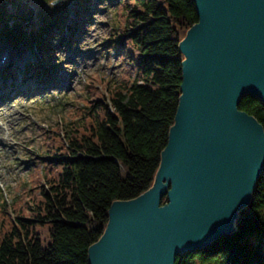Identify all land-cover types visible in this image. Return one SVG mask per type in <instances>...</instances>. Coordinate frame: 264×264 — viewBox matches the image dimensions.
<instances>
[{"label":"trees","instance_id":"1","mask_svg":"<svg viewBox=\"0 0 264 264\" xmlns=\"http://www.w3.org/2000/svg\"><path fill=\"white\" fill-rule=\"evenodd\" d=\"M37 1L43 7L40 18L7 11L21 0H0L5 38L14 44L32 41L44 57L54 54L57 32L69 46H81L80 37L104 4L110 17L98 45L107 64V54L114 53L117 61L111 64L120 70L99 80L106 95L88 83L83 105L73 107L78 118L68 123L62 150L55 153L48 146L38 153L44 174L30 203L14 207L11 216L1 201L0 264H88V249L103 234L110 205L139 196L153 183L180 95L178 45L197 15L192 0ZM69 2L75 5L71 21ZM43 71L36 66L26 73L42 77ZM237 108L264 132V104L258 98L245 95ZM234 223L230 235L177 256L174 264H264V167Z\"/></svg>","mask_w":264,"mask_h":264},{"label":"water","instance_id":"2","mask_svg":"<svg viewBox=\"0 0 264 264\" xmlns=\"http://www.w3.org/2000/svg\"><path fill=\"white\" fill-rule=\"evenodd\" d=\"M192 1L197 22L178 45L180 95L153 183L110 205L88 264H174L230 235L264 167L262 126L237 108L245 95L264 104V0Z\"/></svg>","mask_w":264,"mask_h":264},{"label":"rangeland","instance_id":"3","mask_svg":"<svg viewBox=\"0 0 264 264\" xmlns=\"http://www.w3.org/2000/svg\"><path fill=\"white\" fill-rule=\"evenodd\" d=\"M98 9L88 31L80 37L81 46H69L57 32L55 52L49 56L45 54V57L34 42L22 40L14 44L11 39L4 38L0 30V51L3 49L11 54L14 66L10 69L13 79L4 81L3 71L0 73V81L5 86L0 92L6 91L4 99H0V203H6L11 216L14 207L24 208L31 191L42 181L44 169L42 161H36L40 160L38 153L46 152L48 146H53L55 153L62 150V142L67 140L65 130L68 123L78 118L72 111L73 107L83 105L88 83L93 82L99 96L106 95L99 80L114 77L120 70L114 66L117 61L114 53L107 54V64L104 50L98 45L105 30L104 24L110 17L106 5L101 4ZM74 10L75 5L69 2L68 21L74 18ZM7 11L13 15L17 11L18 14L29 11L40 18L43 7L37 0H21L18 7L10 4ZM63 31L67 34V26L63 27ZM15 55H20L24 63L30 64L29 71L36 66H45L43 76L39 78L40 74L36 79L33 72L21 74L19 69L25 68L27 64L18 65ZM2 57L0 55V64L4 68L9 67V63H3ZM25 57H28L26 61ZM21 75L22 79L30 78L26 87L33 83L38 85V82L47 86L33 93H10L13 83L22 81ZM95 79L97 81H92ZM17 199H21V203L18 204ZM41 233L45 244V233Z\"/></svg>","mask_w":264,"mask_h":264},{"label":"bare ground","instance_id":"4","mask_svg":"<svg viewBox=\"0 0 264 264\" xmlns=\"http://www.w3.org/2000/svg\"><path fill=\"white\" fill-rule=\"evenodd\" d=\"M0 55L5 56L4 63H7L8 64V63H11L13 61V58H12L11 54L5 52L3 49L0 51ZM15 56L17 57V60L19 61L18 62V65L23 64V66H25L27 64V63H24L23 62L24 60H22V58H21L20 55H15ZM27 58L28 57H25V61L27 60ZM2 67L3 66H2V63H1L0 64V72L2 70ZM33 77L35 78V76H33ZM39 78H41V76ZM27 83L28 82H22V81H20L18 83H14V86L9 90L10 93H13L14 94L16 91H26V92H29V93H33V92H36L38 90H41V89H43V88H45L47 86L46 84L36 85V84L33 83V84L27 85V87H26V84ZM4 87L5 86H3L2 85V82L0 81V89L1 88H4ZM5 92L6 91L0 92V99L1 100L4 99V97L6 95Z\"/></svg>","mask_w":264,"mask_h":264}]
</instances>
